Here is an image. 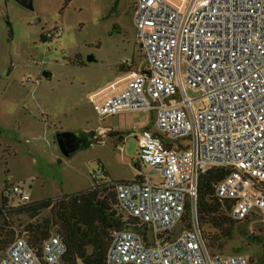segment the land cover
Returning <instances> with one entry per match:
<instances>
[{
  "label": "built area",
  "instance_id": "obj_1",
  "mask_svg": "<svg viewBox=\"0 0 264 264\" xmlns=\"http://www.w3.org/2000/svg\"><path fill=\"white\" fill-rule=\"evenodd\" d=\"M133 24L144 69L124 61L126 75L90 101L101 118L151 112L157 130L133 133L142 179L116 186L119 215L144 231L128 223L115 233L106 264H254L210 248L198 196L202 177L224 169L216 197L231 203L233 219L264 224V0H137ZM62 34L58 26L44 38ZM5 198L30 202L15 185ZM188 209L192 228L168 237ZM66 251L56 232L42 257L22 237L0 264H65Z\"/></svg>",
  "mask_w": 264,
  "mask_h": 264
},
{
  "label": "rangeland",
  "instance_id": "obj_2",
  "mask_svg": "<svg viewBox=\"0 0 264 264\" xmlns=\"http://www.w3.org/2000/svg\"><path fill=\"white\" fill-rule=\"evenodd\" d=\"M136 2L34 0V9L27 10L14 0H0V206L7 183L37 201L92 188V175L100 169L107 172L105 182L139 176L133 133L156 132L155 115L133 112L101 118L90 101L91 95L124 75V61L133 62L136 71L145 67L133 24ZM58 26L62 37L43 42L42 36ZM99 129L112 135L70 159L57 146L59 132ZM142 173L153 171L146 168ZM154 180L159 181L155 174ZM49 215L47 211L42 217ZM248 229L264 234L261 223L250 221ZM181 231L178 227L168 237ZM245 244L237 234L225 254L243 246L241 255L256 263L261 249Z\"/></svg>",
  "mask_w": 264,
  "mask_h": 264
},
{
  "label": "trees",
  "instance_id": "obj_3",
  "mask_svg": "<svg viewBox=\"0 0 264 264\" xmlns=\"http://www.w3.org/2000/svg\"><path fill=\"white\" fill-rule=\"evenodd\" d=\"M41 39L45 43L49 42L44 36ZM136 167L140 169L139 164ZM105 174L107 172L104 169ZM228 175L224 169H214L201 179L198 217L200 227L208 228L206 232L203 230L204 237L213 251L225 254L228 243L239 234L246 240L245 246L258 247L262 251L261 256L255 259L257 262L253 259L251 262L264 264V234L251 232L248 229L249 220L233 219L231 203L216 197V187ZM139 179L142 178L138 176L135 180ZM126 182L130 181H94L92 188L74 195L31 200L18 206L5 198V193L11 187L7 183L0 206V263L11 245L22 237H26L42 257L44 243L56 232L67 248L63 258L65 264H76L78 261L84 264H106L115 233L124 230L128 223L137 230H143L138 226V221L124 222L117 212L116 186ZM47 211L50 215L42 217ZM179 227L181 230L192 228L189 209ZM244 251L245 248L241 246L232 254H242Z\"/></svg>",
  "mask_w": 264,
  "mask_h": 264
},
{
  "label": "water",
  "instance_id": "obj_4",
  "mask_svg": "<svg viewBox=\"0 0 264 264\" xmlns=\"http://www.w3.org/2000/svg\"><path fill=\"white\" fill-rule=\"evenodd\" d=\"M27 10L34 9V0H14ZM48 73H44L47 77ZM99 141L98 132H59L56 134V143L62 154L70 159L78 151L91 147Z\"/></svg>",
  "mask_w": 264,
  "mask_h": 264
},
{
  "label": "crops",
  "instance_id": "obj_5",
  "mask_svg": "<svg viewBox=\"0 0 264 264\" xmlns=\"http://www.w3.org/2000/svg\"><path fill=\"white\" fill-rule=\"evenodd\" d=\"M132 71H136L134 68L132 69ZM123 73H124V75H122L121 77H119V78H122V77H124L126 74V70H124L123 71ZM119 78H117V79H119ZM116 79V80H117ZM115 80V81H116ZM113 83V82H112ZM88 132H90V131H88ZM94 132H98V137H99V140H100V138L102 137V136H105L106 134H108L109 135V131L108 130H105V129H99L98 131H94ZM99 142V141H98ZM92 186H93V184H92Z\"/></svg>",
  "mask_w": 264,
  "mask_h": 264
}]
</instances>
